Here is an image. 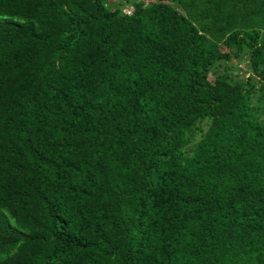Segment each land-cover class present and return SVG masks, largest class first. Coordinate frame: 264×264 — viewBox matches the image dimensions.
Returning <instances> with one entry per match:
<instances>
[{"label":"trees","instance_id":"16d2710c","mask_svg":"<svg viewBox=\"0 0 264 264\" xmlns=\"http://www.w3.org/2000/svg\"><path fill=\"white\" fill-rule=\"evenodd\" d=\"M125 1L0 0V264H264V0Z\"/></svg>","mask_w":264,"mask_h":264},{"label":"rangeland","instance_id":"374dc122","mask_svg":"<svg viewBox=\"0 0 264 264\" xmlns=\"http://www.w3.org/2000/svg\"><path fill=\"white\" fill-rule=\"evenodd\" d=\"M113 1V5L114 4H117L118 6H120L123 10L129 6L127 5L128 2H126L125 0H112ZM130 7H129V11H130ZM246 61V57L243 56V57H240V64L239 65L238 63L236 64H233L232 67H231V71L234 73V76L235 77H238V78H244L248 72H249V69H248V66L246 64H244V62Z\"/></svg>","mask_w":264,"mask_h":264},{"label":"built area","instance_id":"2783aa9c","mask_svg":"<svg viewBox=\"0 0 264 264\" xmlns=\"http://www.w3.org/2000/svg\"><path fill=\"white\" fill-rule=\"evenodd\" d=\"M123 12L127 14L129 12V8L126 7Z\"/></svg>","mask_w":264,"mask_h":264}]
</instances>
